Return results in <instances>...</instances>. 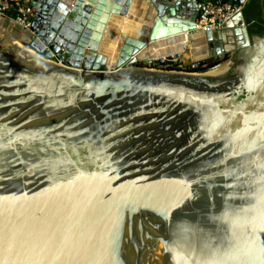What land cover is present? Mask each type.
Here are the masks:
<instances>
[{"label":"water","instance_id":"water-1","mask_svg":"<svg viewBox=\"0 0 264 264\" xmlns=\"http://www.w3.org/2000/svg\"><path fill=\"white\" fill-rule=\"evenodd\" d=\"M82 1L34 0L33 33L0 16V264H264V37L246 0L207 32L199 0H143L152 22L115 64L98 42L133 0ZM181 32L217 46L208 73L122 67ZM193 51L156 62H209Z\"/></svg>","mask_w":264,"mask_h":264},{"label":"bare ground","instance_id":"bare-ground-1","mask_svg":"<svg viewBox=\"0 0 264 264\" xmlns=\"http://www.w3.org/2000/svg\"><path fill=\"white\" fill-rule=\"evenodd\" d=\"M88 3L91 4L90 9L95 4L92 1H88ZM148 9H150V5L148 4V2L143 0H133V2H131L129 5L128 11H126V12L133 11L132 14L125 13L123 15H113V14L108 15V17L106 18L105 26L102 29L98 45L100 46L101 44L103 45L104 43H106L105 45H103V49H104V53L107 55L109 54V50L112 48L113 53L110 56H107V60L109 64L110 63L115 64L117 62L116 61L117 60L116 55L118 53L117 46L120 43V40L126 34L125 32H127V30L130 29L127 25V22H129L132 18L135 19V17L138 20L137 22H134L131 25L133 28L131 35L139 34L141 32V29L143 28L142 24L144 23L150 24L152 22V16H140L139 13V10L142 11ZM108 29L109 30L115 29V30L114 32L108 31V35H107L106 32ZM191 40L192 42L190 41L188 36L183 35L182 32L176 36L169 35L162 39L161 38L152 39L150 40L149 44L136 56L142 61L148 59H154V58H164L168 54H171L172 56L174 54H178V53L180 54V52H182L186 47L193 49L194 50L193 52L196 53V56L199 55H201L202 57L205 56L207 54V47H205V44H203L201 40H197L193 37L191 38ZM188 41H190L192 45L191 44L188 45ZM99 46H98V50H99ZM31 54L36 55V53L33 51H31Z\"/></svg>","mask_w":264,"mask_h":264},{"label":"built area","instance_id":"built-area-1","mask_svg":"<svg viewBox=\"0 0 264 264\" xmlns=\"http://www.w3.org/2000/svg\"><path fill=\"white\" fill-rule=\"evenodd\" d=\"M33 4L34 0H0V16L9 20L13 25L19 26L22 30H27L33 33L32 26L35 18V8L33 7ZM240 5L241 4L231 3L229 0H199L195 7L198 13L195 29L201 32H207L220 28L235 14L240 13ZM57 8L59 11L60 6L58 5ZM147 45L148 44H146V46ZM144 48L131 56L129 60L122 65V67L131 66L130 59L133 58L137 59L136 63L140 61L143 65H150L152 61H156L157 58L148 59L151 62L145 64L144 61L146 60L142 61L137 58L136 55ZM170 55L171 54H168L167 56ZM50 60L60 63V60L56 59L55 56ZM167 63L171 62L167 61L164 66H166Z\"/></svg>","mask_w":264,"mask_h":264},{"label":"trees","instance_id":"trees-1","mask_svg":"<svg viewBox=\"0 0 264 264\" xmlns=\"http://www.w3.org/2000/svg\"><path fill=\"white\" fill-rule=\"evenodd\" d=\"M241 13L248 36L264 37V0H247L242 6ZM212 66L208 64V66L190 68L188 71L202 72Z\"/></svg>","mask_w":264,"mask_h":264},{"label":"rangeland","instance_id":"rangeland-1","mask_svg":"<svg viewBox=\"0 0 264 264\" xmlns=\"http://www.w3.org/2000/svg\"><path fill=\"white\" fill-rule=\"evenodd\" d=\"M133 12V11H132ZM132 12H130V13H132ZM9 21V20H8ZM10 22V21H9ZM134 22H136V20L134 19V21H132V20H130L129 22H128V27L130 28L127 32H125L126 34H131V32H132V30H133V28H132V26L130 25V23H134ZM10 24H12V23H10ZM13 26V25H12ZM110 32H113V30L112 31H110ZM235 47H237V46H235ZM209 49H210V51H209ZM208 49V47H207V54L205 55L206 56V58H204V59H198V61L199 60H207V59H209V62H207L208 64H212L213 66H214V61H215V55L214 54H212L213 53V49L212 48H209ZM188 50V49H187ZM235 51H237V49H235V50H233V51H230V52H235ZM230 52H228V53H230ZM186 56V55H185ZM192 56V55H191ZM195 57V56H194ZM194 57L192 56V59L189 57V56H186L185 57V60H178V61H176V64H174L173 62L172 63H167L166 64V66H163V67H161V66H159L158 65V63L156 62V61H152L151 63H150V65L149 64H147V65H143L140 61H138V63H135V64H131L132 66H134V67H139V68H148V69H152V70H161V71H181V72H184V71H188L189 69H190V67H191V65H193V64H196V62H197V60H195L194 59ZM201 58V57H200ZM182 59H184V58H182ZM188 60H190V63L186 66L185 65V61H188ZM192 61V62H191ZM206 63V65L205 66H208V64ZM212 66V67H213ZM102 70H104L103 68H101ZM210 70V68H208L207 70H205L207 73H208V71ZM205 71H203V72H205Z\"/></svg>","mask_w":264,"mask_h":264},{"label":"crops","instance_id":"crops-1","mask_svg":"<svg viewBox=\"0 0 264 264\" xmlns=\"http://www.w3.org/2000/svg\"><path fill=\"white\" fill-rule=\"evenodd\" d=\"M66 2H68V0H65ZM76 1L77 0H75V2H74V4L76 3ZM88 1H90V0H84V1H82V2H88ZM107 1H110V0H107ZM247 1V0H246ZM75 7V8H74ZM73 9H74V11L76 10V9H79L80 8V6H76V5H74L73 7H72ZM83 10V9H82ZM83 11H86V10H83ZM149 11L148 10H139V13H140V16H151L152 15V13H148ZM134 16H137V15H134ZM138 18V17H137ZM147 18V17H146ZM135 20H136V22L138 21L137 19H136V17H135ZM127 24H128V22H127ZM133 23H130V25H132ZM145 24V23H144ZM144 24H142V25H144ZM144 27V26H143ZM128 31V30H127ZM226 31H223L222 29L219 31V35H218V37H219V40L221 41L222 40V36H223V34L225 33ZM229 32L231 33V35H232V31L231 30H229ZM225 35V34H224ZM232 37H233V35H232ZM225 38H227L228 39V37L226 36ZM217 40V39H216ZM215 43H217V42H215ZM210 47L212 48V49H214L215 47H217L215 44H214V42L210 45Z\"/></svg>","mask_w":264,"mask_h":264},{"label":"flooded vegetation","instance_id":"flooded-vegetation-1","mask_svg":"<svg viewBox=\"0 0 264 264\" xmlns=\"http://www.w3.org/2000/svg\"><path fill=\"white\" fill-rule=\"evenodd\" d=\"M112 29H108L107 30V32H106V34L108 35V31L110 32ZM113 32H114V30H113ZM106 43H104L103 45H105ZM103 45L101 44L100 46H99V51H101V52H103L104 53V49H103ZM113 53V51H112V48L109 50V54L107 55V56H110L111 54ZM236 53V54H235ZM238 53H240V51L239 50H237V51H235L234 53H233V55L231 56V59H230V61H229V64L231 63H233V62H237V60L239 59V56H241V54H239L238 55ZM197 68V67H196ZM230 69H231V71L233 72V70H232V68L234 69V67H229Z\"/></svg>","mask_w":264,"mask_h":264}]
</instances>
